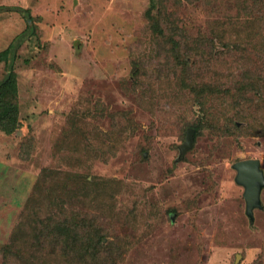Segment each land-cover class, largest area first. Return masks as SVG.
Instances as JSON below:
<instances>
[{"label":"rangeland","instance_id":"obj_1","mask_svg":"<svg viewBox=\"0 0 264 264\" xmlns=\"http://www.w3.org/2000/svg\"><path fill=\"white\" fill-rule=\"evenodd\" d=\"M149 2L0 0V52L25 30L16 8L28 9L35 27L11 58L19 122L12 135L0 131V247L18 225L29 231L31 206L42 218L82 220L83 233L102 239L98 264H264V186L251 218L233 168L258 159L264 176V101L255 96L259 109L246 111L207 98L219 131L203 128L179 155L199 118L190 85L250 82L264 99V0H167L176 32L193 47L185 68L153 34ZM215 19L227 20L231 35L236 28L238 49L199 44L218 32ZM6 72L0 61V80ZM73 142L87 143L79 158L68 149ZM84 180L102 196L77 198ZM51 190L62 197L49 198ZM17 248L22 258L5 259L0 248V264H29L28 250Z\"/></svg>","mask_w":264,"mask_h":264},{"label":"trees","instance_id":"obj_2","mask_svg":"<svg viewBox=\"0 0 264 264\" xmlns=\"http://www.w3.org/2000/svg\"><path fill=\"white\" fill-rule=\"evenodd\" d=\"M166 2L167 0H150L149 8L146 10L145 16L149 20L150 28L153 34L159 39L160 43L164 46V49H168L166 52L174 58L179 67L185 68L189 62L187 55L190 51H192L193 48L191 47V40L187 35L176 32L178 27L175 26V20H171L173 16H171L170 13H167L165 10ZM209 7L214 11L218 10L215 5H211ZM15 10H18L22 13L26 22V27L23 32L34 34L35 27L33 25V17L29 10L22 8H16ZM226 21L227 20L219 21L215 19L218 32L214 34L213 32H215V30L210 27L211 30H214L211 32V34L213 33L212 38L202 36V38L199 37V39L196 40L199 41V44L203 41L204 46H207V48L211 50H214L216 46L213 44V41L220 45L221 48L226 51V53L234 51V49H238L237 45L233 44L236 40H238V37H235L238 34L237 30L235 27H232L234 29L232 30L234 33L231 35L230 28L227 29L224 27V24H228ZM161 23L166 28L165 32L161 29ZM22 33L15 37L6 49L0 52V61L5 63L7 69L5 76L0 80V131L7 135H12L15 132L19 122V107L17 103V75L14 71V68L12 67L13 64L11 63V58L13 59L15 57L14 48L19 41L17 39H22ZM225 34L234 36L235 39L233 41H229L230 39H226L227 36ZM189 89L195 94V97L198 96L199 98V118L197 122L191 125V127H187L194 129L193 141L205 127L210 128L213 132L219 131L218 129H215L216 124L218 128L219 119H216V117H214L212 113L208 111L206 106L207 98H210V100L213 99L212 101H214L215 98L222 99L220 104L232 99L229 102L233 103V106L244 108L246 111L251 109H259V105L254 104V99H256L254 98L255 96L257 97V95H259V98L264 101V99L261 97V92L259 91L258 86L250 82H240L238 87L227 86L225 89L215 86L214 84L204 83L197 88L190 85ZM71 116L72 115H69L67 117L69 124L71 123V130L74 131V133L84 137L82 130L76 125L79 123V120L77 119L76 122L75 117L72 118ZM247 116V113L238 114V112L233 115V117H237L241 121L246 120ZM223 119L228 122L229 118L225 115L223 116ZM235 127H237L236 124ZM65 132H67V130H65ZM86 148L87 143L81 144V142L79 144L73 142L69 144L68 147V149L71 150L70 153H72L74 157L77 158L80 156L79 152L84 154L86 153ZM79 182H82L80 183L81 186L74 187L76 188L75 190L78 191L75 193L77 198L85 200L86 195L90 190H93L95 194H100L102 196L103 192L100 189H94L93 186L91 189L90 187L88 188V186L92 183L91 181L89 182L84 180ZM67 188L74 193L71 188L66 187L65 189ZM61 197L62 196L57 194V192L51 190L49 198L57 200ZM27 209V215L30 221L28 225L29 231L23 230L25 224L17 226V231L11 239V242L0 247L1 254L5 259L14 257L15 254H17V256L14 257L15 259L22 258L18 255L19 248L17 247L21 248L24 246L25 250H28V257L26 261L29 264H48L52 263V261L55 263L57 261H62L63 259L70 260V262L73 264L89 263V260L92 259L94 264H98L97 253L102 243V239L99 235H96L95 238V233L94 236L91 234H86V232L83 233L81 231L83 224L82 220L79 221V223L75 217L68 218L67 220H56L53 215H48L42 218L38 214V210L35 211L33 208L31 209V206H27ZM70 242L71 244L68 245ZM58 249L59 251L57 252ZM62 256H65L66 258H63ZM17 261L18 260H15V264H17Z\"/></svg>","mask_w":264,"mask_h":264},{"label":"water","instance_id":"obj_3","mask_svg":"<svg viewBox=\"0 0 264 264\" xmlns=\"http://www.w3.org/2000/svg\"><path fill=\"white\" fill-rule=\"evenodd\" d=\"M194 129L186 130L184 142L180 145L179 155L184 157L187 150L192 148ZM233 168L236 171L235 181L244 189L243 197L246 201V213L253 216V209L260 205V191L264 186V176L258 159H243L235 162Z\"/></svg>","mask_w":264,"mask_h":264}]
</instances>
